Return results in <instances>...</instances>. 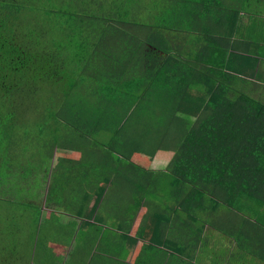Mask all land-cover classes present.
<instances>
[{
	"label": "trees",
	"instance_id": "obj_1",
	"mask_svg": "<svg viewBox=\"0 0 264 264\" xmlns=\"http://www.w3.org/2000/svg\"><path fill=\"white\" fill-rule=\"evenodd\" d=\"M68 2L74 6L0 0V191L14 174L28 178L41 169L46 176L59 140L80 151L57 160L64 191L103 184L97 191H114L118 208L128 197L164 198L159 183L166 173L130 162L140 146L154 143L177 149L168 167L177 194L183 186L197 188L194 210H172H182L190 226L202 220L197 211H206L203 195L222 198L210 187L217 183L237 182L247 196L257 189L264 198V44L239 32L241 14L264 17L262 0ZM141 12L148 20L139 19ZM198 112L206 115L194 126ZM64 118L68 125L57 136ZM230 159L238 168L229 173L210 169ZM20 207L0 195V264L21 253L20 234L37 222L34 211L25 219ZM218 208L207 210L209 226L227 233L215 222ZM23 219L25 228L17 224ZM190 237L170 236L168 243L180 248ZM142 247L136 264H150L151 247Z\"/></svg>",
	"mask_w": 264,
	"mask_h": 264
},
{
	"label": "rangeland",
	"instance_id": "obj_2",
	"mask_svg": "<svg viewBox=\"0 0 264 264\" xmlns=\"http://www.w3.org/2000/svg\"><path fill=\"white\" fill-rule=\"evenodd\" d=\"M68 1L69 0H65V3L70 4ZM84 1L85 0H75L77 3ZM107 2L108 0H99L98 3L102 4V6H106ZM262 2L264 3V0H262ZM72 6L74 5L70 4V7ZM79 7H81V4H79ZM258 10L261 13L264 12V6ZM148 18L149 16L144 12L139 13V19L141 21L148 20ZM241 18L242 26L239 30L240 34H242L244 38L257 44H264V17L241 14ZM261 53L264 54V52ZM197 115L200 118L196 116L191 119L192 123H195L197 120L194 126H199V121L204 117L203 115L206 114L198 112ZM27 117L29 120H33L29 115H27ZM64 120L65 118L59 120L61 126L58 129L59 134L57 136H62L64 133V125H68ZM21 122L22 120H18L17 124H20ZM16 135V138L18 139L20 135L18 136V133ZM52 141L54 142L55 139H52ZM57 141L56 144L58 145L54 143L55 147L52 148L50 153L51 161L48 162L50 165L48 168L49 171L46 170V176H43L41 169L31 173L28 178H21L20 175L14 174L11 179L9 178L10 180L6 183L4 189L0 191V195L4 196L7 200H13L14 203L21 205L20 210L23 212L22 209H24L26 213L23 215L25 216V219L29 215V212H32L33 214L34 211L37 220L33 229L28 231V233L20 234V246L18 252L21 253H18L17 255V253L14 252V254L11 253L8 256L11 264H20L21 261L19 262V258H21L23 263L29 261V264H37L35 261L38 260L39 257L44 261V256L39 254L33 256L31 254L30 238L32 237V233H40V237L44 236V233H55L56 229L59 233V229L64 226L63 222L65 221L66 223L69 221L70 223L72 222L71 224H77L79 226L87 224L90 220L89 218L86 219L85 215L76 216L74 210L71 213L72 216H70L64 215L62 212L60 213V211L54 208L55 202L52 197L54 194L61 193L62 184L64 183L61 182V180L56 179L58 173L56 168L57 160L63 158L64 160L69 161L67 159L79 157L80 152L75 149H64V147L60 146L59 140ZM176 151L177 149L173 146H162L154 143L150 146H140L130 160L131 163L140 166L146 172L156 174L166 173L163 175L165 180L162 181V183H159V189H163L166 192V194L162 195L164 198H162V200L159 199V204L164 207V211L168 208L170 214L175 206L176 209L184 207L189 210H194L196 206L190 202V197L196 198L195 195H197V188L183 186V188H186V191L184 192L181 190L177 194L180 187L178 186L177 180L175 181V179L172 178L170 171H168L170 161L176 154ZM234 162L233 159H230L229 163H225L223 166L213 165L210 169H217L218 171L219 169H222V171L227 174L230 172V169L238 168L233 167V165H235ZM166 181L169 182L164 183ZM235 184V187H222L219 186L220 183L210 186L215 191V194H221L223 199H216L213 194H210L209 196H207L208 194L203 195L205 200L202 203L205 205L201 204V206L204 211L205 209L206 211L204 215L202 213L203 211H197L195 213L197 216L202 217V220L196 224L193 223L192 226L189 225V220L186 215L182 213V210H180L182 212L179 211L176 215L174 213L173 219L170 217L169 219L163 217V220H159V209L157 208L153 212L151 207L147 208L145 205L149 200H146L145 203H143L144 200L137 199L138 197L136 198V201L133 200L132 204L127 207L128 212H131V216H125L123 212L120 211V208H118L117 215H115L116 217L113 220L114 222L112 221L111 223H108V221H105V217L103 220L96 221V224L100 226L101 230L102 228L108 229L111 233H129L131 229H133V232L131 233H161L157 240L154 239L155 236L137 239L146 246L151 247L149 252L151 260L153 261L150 264H264V198H261V196L258 197L260 191L257 189H255L254 193H258V195L256 196L255 194V197H249L247 196V191L244 190L243 187L238 186L237 182ZM72 185L73 183L69 186ZM88 185L95 187L97 191L99 186H102L103 184L99 186L95 184ZM112 185L118 186L117 184ZM72 187L74 188V186ZM66 191L71 193L70 189H67ZM105 191L106 190L100 194L99 189L95 192L96 194L94 197L99 198L102 195L104 196V194H107L104 193ZM189 193L192 195L188 196ZM223 193H226V195H223ZM77 196L78 192H74L72 198L75 199ZM186 196H188V200L184 199ZM128 198L127 200H129ZM156 203L157 201L155 200L150 201V204L152 205ZM25 204L27 206H25ZM212 207H219V212L215 213V215L219 216L220 220L218 218L213 219H215V222L219 221L218 225L222 222L227 229L224 230V232L228 231L227 233H222V231H218L217 228L215 229L209 226L212 220L208 219L206 212H208L207 210H212ZM26 208L29 210L26 211ZM53 210L55 212H52ZM67 212H69L68 207ZM43 213H45V215L47 214L46 216L51 214L50 216L52 217L47 219ZM149 216H151V218H148ZM213 216L214 215H212L211 218ZM78 219L81 221H77ZM19 222L22 228H25L23 227L24 224H22L25 222L24 219L22 221L18 220L17 224H19ZM46 222L49 224L48 226H50L48 229L46 228V224H43ZM182 222H185L190 226V231L188 228L185 229L188 230L189 233H182L184 231V229H182V226L184 225ZM99 223H102V225H99ZM143 227H145L147 231H141ZM134 230L136 231L134 232ZM166 233L190 235L191 241L186 245L182 244L180 248H177L168 243V240L164 237ZM137 240H133V244H136ZM119 253L120 252H118L117 256H119ZM56 259L51 263L57 262L56 264H59V256L56 257ZM3 264H7V262L5 261ZM119 264L128 263L119 261Z\"/></svg>",
	"mask_w": 264,
	"mask_h": 264
},
{
	"label": "crops",
	"instance_id": "obj_3",
	"mask_svg": "<svg viewBox=\"0 0 264 264\" xmlns=\"http://www.w3.org/2000/svg\"><path fill=\"white\" fill-rule=\"evenodd\" d=\"M81 185V188L79 186L78 189V196L74 199L72 198L74 192L68 193L64 191V184H62L61 193L52 197L55 202L54 208L60 211V213L62 212L64 215L70 216H72L71 213L74 210L76 216L85 215L86 219H90L89 222L78 226L77 224H71L72 222L68 221L66 223V221L63 222L61 220L64 226L59 229V233L57 229L55 233H44V236L41 237L40 233H32V237L30 238L31 254L33 256L39 254L45 257L44 261L39 257L35 262L37 264H56L58 262L56 257L59 256V264H119V261L136 264L137 257L143 248L142 245H145L137 239L155 236L154 239L157 240L161 233H131V230L129 233H111L108 229L102 228L101 230L96 221L103 220L106 217L105 221L111 223L116 217L115 215H117L118 204L113 197L114 191H110L108 187L104 192L107 194H104L99 199L94 197L95 192H97L95 187H90L83 183ZM152 200L158 201L157 199L149 200L147 202L149 206L152 205L150 204ZM159 203L157 202L156 204ZM131 204L132 202L125 198L122 205H120V211L125 216H131V212L127 210V207ZM67 207L69 208V212H67ZM156 209L151 208L153 212ZM158 209L159 220H163V217L166 219H169V217L174 218V212L170 214L168 208L165 211L164 207ZM52 212L55 211L53 210ZM50 215L45 218L49 219L52 217ZM77 221L80 222L81 220L78 219ZM43 224H46L47 229L50 227L47 222ZM99 225H102V223H99ZM141 231L147 230L143 227ZM170 236L172 239L180 237L179 233H166L164 237L169 241ZM135 239L137 240L136 244H133V240ZM118 252H120L119 256H117ZM54 259L57 262L51 263Z\"/></svg>",
	"mask_w": 264,
	"mask_h": 264
}]
</instances>
